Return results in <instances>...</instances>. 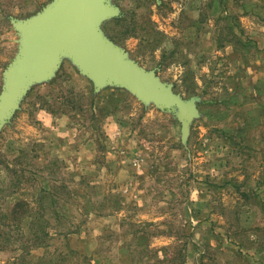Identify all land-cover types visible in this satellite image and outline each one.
<instances>
[{"label":"rangeland","instance_id":"1","mask_svg":"<svg viewBox=\"0 0 264 264\" xmlns=\"http://www.w3.org/2000/svg\"><path fill=\"white\" fill-rule=\"evenodd\" d=\"M104 3L99 32L194 109L69 52L29 76L0 124V264H264V0ZM59 5L0 0V101L22 24Z\"/></svg>","mask_w":264,"mask_h":264},{"label":"water","instance_id":"2","mask_svg":"<svg viewBox=\"0 0 264 264\" xmlns=\"http://www.w3.org/2000/svg\"><path fill=\"white\" fill-rule=\"evenodd\" d=\"M58 9H45L37 22L22 24L27 32V46L20 64L12 68L8 93L0 101V124L19 102L29 76L49 75L59 64L61 54L69 52L83 68L102 85L111 80L130 85L139 96L150 97L171 107L179 105L180 118L185 122L186 111L192 112V100L185 101L174 94L155 75V70L144 71L123 58L122 52L98 30V21L114 13L104 0H59ZM23 90V91H22Z\"/></svg>","mask_w":264,"mask_h":264},{"label":"crops","instance_id":"3","mask_svg":"<svg viewBox=\"0 0 264 264\" xmlns=\"http://www.w3.org/2000/svg\"><path fill=\"white\" fill-rule=\"evenodd\" d=\"M74 247L75 248H77L78 246H76V245H74ZM74 251V250H73ZM100 261H101V258H99V257H97L96 259L94 258L93 259V261H92V264H99L100 263ZM121 261V260H120ZM122 262V261H121ZM38 264H40V263H38ZM44 264V263H43ZM90 264V263H89ZM122 264H129V263H127V262H122Z\"/></svg>","mask_w":264,"mask_h":264},{"label":"trees","instance_id":"4","mask_svg":"<svg viewBox=\"0 0 264 264\" xmlns=\"http://www.w3.org/2000/svg\"><path fill=\"white\" fill-rule=\"evenodd\" d=\"M24 203V201H18L16 204H15V207H14V213H16V210L21 206V204Z\"/></svg>","mask_w":264,"mask_h":264}]
</instances>
